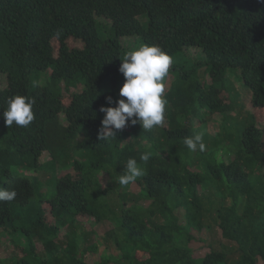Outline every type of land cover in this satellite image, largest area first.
<instances>
[{"label":"trees","instance_id":"trees-1","mask_svg":"<svg viewBox=\"0 0 264 264\" xmlns=\"http://www.w3.org/2000/svg\"><path fill=\"white\" fill-rule=\"evenodd\" d=\"M98 17L112 23L109 31ZM131 36L140 44L159 45L173 59L182 54L191 70L173 62L176 80L164 94L168 127L144 131L136 124L100 140L99 109L115 106L106 104L108 96L120 99L124 77L119 68L127 51L122 39ZM202 67L213 85L200 77ZM47 72L50 79L41 85L40 75ZM228 72L252 92L254 113L241 130L236 153L225 160L222 142L233 134L225 127L222 135L212 136L203 125L211 114L238 107ZM0 76L7 82L0 88V188L17 193L11 202L0 201V235H10L9 246L15 247L5 262L264 264V131L259 127L264 118V0H0ZM15 95L36 100L35 119L27 128L5 125L3 111ZM62 114V138L71 144L82 127L86 150L81 155L74 148L79 160L63 162L61 172L72 169L56 178L55 196L41 200L32 214L27 207L36 187L14 170H39L42 158L51 157L49 124ZM195 132L203 134V152L183 143ZM144 153L150 156L146 163L140 160ZM133 157L146 170L136 180L137 194L129 189L132 183H119ZM104 172L112 176V186L104 187ZM204 184L207 192L199 193ZM142 199L150 205H141ZM105 221L114 225L107 242L121 253L89 263L100 246L88 243L93 225ZM214 228L235 246L211 247L197 257L177 243V235L185 233L191 242L194 232Z\"/></svg>","mask_w":264,"mask_h":264},{"label":"rangeland","instance_id":"rangeland-1","mask_svg":"<svg viewBox=\"0 0 264 264\" xmlns=\"http://www.w3.org/2000/svg\"><path fill=\"white\" fill-rule=\"evenodd\" d=\"M141 22L144 26H147L148 18L143 16L140 17ZM98 23L102 24L104 28L109 31L112 27V23L109 20H106L105 18L98 17ZM122 43L127 51L134 50L141 45L140 39L137 37H127L125 39H122ZM59 45L57 40H54V47L57 48ZM201 59H203V54L200 53ZM173 62H180L183 64V66L186 68V70H191V61L186 60L182 54H179L174 57ZM176 64V63H175ZM173 65V64H172ZM200 77L207 82L209 85H213V82L210 78V75L208 72H206V69L202 67L199 70ZM51 72L42 73L40 75V83L41 85H45L48 83V80L50 79ZM227 78L230 81V84H232L231 89V95H233V102L236 106V109H231L230 111L226 113H216L211 114L209 116V121L204 124L205 131H207L212 136L222 135L221 133L224 132V128L226 127V133L233 134L232 138H228L227 140H224L223 143V153L222 156L225 160H229L232 158V155L237 151V144L240 139L241 130L245 128L247 125H249V116L254 113V108L252 106V92L244 88L240 85V83L236 80L234 72H228ZM176 80V74L172 71V66L170 67L169 74L166 78V91L170 90L172 87V84ZM6 79L2 76H0V88H4L6 85ZM62 92L64 95H69L68 91L65 88L64 83L59 84ZM107 89V88H106ZM105 89V90H106ZM75 91L74 89L71 90V92ZM165 94V93H164ZM222 98H224V102L228 99L226 93H223ZM228 99V103H229ZM57 123H54L52 125L49 124V135H50V144H51V157H43L41 163V167L39 170H31L29 168H16L14 170V173L17 176H26L28 177L32 183H34L36 187V193L34 197V201L31 203V207H27V210H30L29 213L34 214V209L38 208L37 204L41 200H47L52 199L55 196V181L56 178H60L63 176L65 172H68L72 169V164L75 160H79V155L73 153L74 148L76 147L79 150V154L82 153V151L86 150V139H87V132L84 128H80L79 131L70 139L71 144L68 142L67 139H63L61 132L63 128L66 126V116L62 114L59 121H56ZM169 123L167 119H164L163 123L160 127H168ZM202 126V127H203ZM129 128H132V125L129 124L127 126ZM259 127L264 131V118H262L259 122ZM230 130V131H229ZM229 131V132H228ZM148 146V145H147ZM71 147V148H70ZM70 148V149H69ZM230 149H233V153L231 154ZM56 152L57 158L53 157V153ZM65 153V154H64ZM82 155V154H81ZM71 157L73 159H71ZM49 158V159H48ZM67 158H69L67 160ZM70 161V166L68 168H62L63 172H61V167H64V165L67 163V161ZM66 161V163H63ZM264 172V170H263ZM110 173H102L100 175V179L104 185V187L112 186L113 179ZM118 187V186H117ZM116 187V188H117ZM130 191L134 192L135 194L139 193L141 191V186L136 182L132 183L130 186ZM208 190V185L204 184L199 187V193H205ZM205 191V192H204ZM115 195L113 196V198ZM151 201L147 199H142L140 201V204L143 206H149ZM230 203V200L228 201ZM181 221L184 219L183 212L180 211L178 214ZM92 223L89 225H84L85 230H89L87 228L90 227ZM94 226V233L92 237L89 240V244H94L95 242L99 243V250L96 255L91 256L88 259L89 263H94L95 261L99 260L102 256L111 255V256H119L121 253L118 251L116 247L111 242H107V238L105 237L106 233L114 228V225L108 221H105L100 224L93 225ZM195 240L191 241L189 240L188 236L183 233L180 235H177V243L180 246L183 247H190L196 254L197 257H204L207 253L210 252L211 247L223 249L224 246L231 247L235 246L234 243H230L227 240H225L222 237L221 231L218 228H214L210 231H203L202 233L194 232ZM65 237V233L62 234V237H60L59 240H63ZM10 235L1 234L0 235V264H9L8 262H5L4 260L6 257H8L11 253H13V247L9 246V240ZM19 241H22L19 239ZM11 264V263H10Z\"/></svg>","mask_w":264,"mask_h":264},{"label":"clouds","instance_id":"clouds-1","mask_svg":"<svg viewBox=\"0 0 264 264\" xmlns=\"http://www.w3.org/2000/svg\"><path fill=\"white\" fill-rule=\"evenodd\" d=\"M119 72L124 77V83L119 91L118 100L106 97V104L115 106H101L103 113L98 139L105 140L115 137L118 130H123L129 124H139L144 131H150L161 125L165 119L168 100L164 95L166 78L173 58L157 44H141L134 50L126 51L121 60ZM34 97L15 95L7 100V108L3 111V119L7 127L15 123L18 127L27 128L35 119L33 106ZM202 133L195 132L185 137L183 143L190 151H205ZM148 153L141 154L140 160L147 162ZM146 174L144 167L136 158H129L123 174L119 175V183L126 186L134 183ZM17 193L14 189L0 188V201L11 202Z\"/></svg>","mask_w":264,"mask_h":264}]
</instances>
